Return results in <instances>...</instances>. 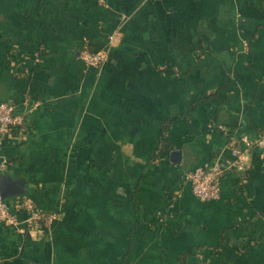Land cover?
Returning <instances> with one entry per match:
<instances>
[{"label": "crops", "instance_id": "1", "mask_svg": "<svg viewBox=\"0 0 264 264\" xmlns=\"http://www.w3.org/2000/svg\"><path fill=\"white\" fill-rule=\"evenodd\" d=\"M0 100L6 173L59 214L0 225V264H264V149L216 200L187 179L264 131V0H0Z\"/></svg>", "mask_w": 264, "mask_h": 264}, {"label": "built area", "instance_id": "2", "mask_svg": "<svg viewBox=\"0 0 264 264\" xmlns=\"http://www.w3.org/2000/svg\"><path fill=\"white\" fill-rule=\"evenodd\" d=\"M81 57L89 67L99 68L109 59L106 50H91L85 46ZM24 125V116L13 101L0 100V148L8 136L13 135L17 127ZM246 149L231 146L232 156L216 158L210 164L197 166L187 174L194 195L202 201L216 200L220 197L222 178L231 171H243L247 168L246 153L252 148L264 149V131L254 139L244 138ZM9 161L0 159V177L6 173ZM15 201L3 199L0 195V224L14 226L21 232H35L50 226L58 218L57 212L39 208L32 199L23 195L14 196Z\"/></svg>", "mask_w": 264, "mask_h": 264}, {"label": "water", "instance_id": "3", "mask_svg": "<svg viewBox=\"0 0 264 264\" xmlns=\"http://www.w3.org/2000/svg\"><path fill=\"white\" fill-rule=\"evenodd\" d=\"M183 153L181 150H173L171 152V159L174 162L182 160ZM25 178L20 177L14 179L11 175L4 173L0 177V195L3 199L13 196L24 195L27 192L25 187Z\"/></svg>", "mask_w": 264, "mask_h": 264}, {"label": "trees", "instance_id": "4", "mask_svg": "<svg viewBox=\"0 0 264 264\" xmlns=\"http://www.w3.org/2000/svg\"><path fill=\"white\" fill-rule=\"evenodd\" d=\"M23 196L29 198L28 196H25V195H23ZM0 225H2V226H6V225H3V224H0ZM183 264H187V263H186V258L183 260Z\"/></svg>", "mask_w": 264, "mask_h": 264}]
</instances>
